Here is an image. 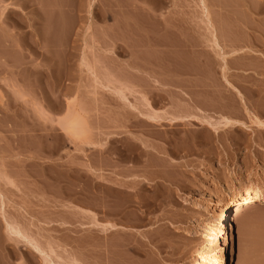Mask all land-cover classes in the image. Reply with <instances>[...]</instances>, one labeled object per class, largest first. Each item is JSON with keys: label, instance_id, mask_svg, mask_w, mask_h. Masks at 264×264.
Listing matches in <instances>:
<instances>
[{"label": "rangeland", "instance_id": "rangeland-1", "mask_svg": "<svg viewBox=\"0 0 264 264\" xmlns=\"http://www.w3.org/2000/svg\"><path fill=\"white\" fill-rule=\"evenodd\" d=\"M203 1L0 0V264H218L264 190V0Z\"/></svg>", "mask_w": 264, "mask_h": 264}, {"label": "bare ground", "instance_id": "bare-ground-1", "mask_svg": "<svg viewBox=\"0 0 264 264\" xmlns=\"http://www.w3.org/2000/svg\"><path fill=\"white\" fill-rule=\"evenodd\" d=\"M202 2H204V1L202 0ZM214 38H215V43H217L218 42V37L214 36ZM234 47L237 48L236 46H234ZM233 53L235 54L234 51H233ZM228 83H229L228 85H231V88H233V89L230 90V92H233L232 90H235L234 93L236 95H238L239 98H241L242 101H244L245 98H243L241 92L238 89H236V87H234L232 84H230L229 81H228ZM232 111H234L233 113H236L235 109L234 110L232 109ZM232 115H234V114H232ZM224 119L226 121V123H225L226 126L231 124V120H229V118H225L224 117ZM240 124H237V125L240 126ZM138 149H139V147H137V145H136V147L132 151L134 153V157L131 160L132 164H133L132 168L134 170V171L132 170V173L135 172L136 175H139L140 174L139 172H144L143 170L140 171L141 170L140 169L141 168L140 167V162L142 164L141 158L146 154V151L138 152ZM145 188H146V185L144 186V189ZM135 195H137V193ZM136 198H138V197H136ZM134 199H135V196H134ZM141 199L142 198H140V200ZM255 202H264V190H261L258 187H250V188H247V189L241 191L239 194H237V197L233 200L231 205H229V206L223 205L222 206L221 216H220V219H219V225L217 227L218 231L216 232V244L219 246V253L217 255L218 264H234L235 263L236 256H237V225H238V219H239L240 214L245 209L251 207L253 205V203H255ZM144 203H142V204H144ZM151 203H152V201H151ZM138 204H139V202H138ZM138 204H137V206H140V204L139 205ZM153 204L154 203H152L151 205H153ZM148 205L149 204L147 203L145 208H147ZM151 205L148 206V207H150V209H151ZM144 206H145V204H144ZM155 206H156V204L154 205V207ZM158 207H160V206H158V204H157V208ZM138 209H140V208H138ZM148 210H149V208H148ZM148 210L146 211V209H145V213L143 212L144 214H142V215H144L143 216L144 218L147 215H150V214H152L154 212L153 211L152 213H149V211L151 212L152 209L149 210V211ZM139 220H141V219H139Z\"/></svg>", "mask_w": 264, "mask_h": 264}]
</instances>
